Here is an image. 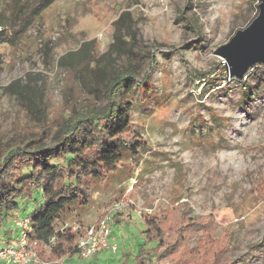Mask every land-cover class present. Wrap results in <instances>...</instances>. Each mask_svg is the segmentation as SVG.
<instances>
[{"label": "rangeland", "instance_id": "374dc122", "mask_svg": "<svg viewBox=\"0 0 264 264\" xmlns=\"http://www.w3.org/2000/svg\"><path fill=\"white\" fill-rule=\"evenodd\" d=\"M10 1L0 0V20L11 18L4 14ZM261 3L57 0L24 32L8 27L0 37V155L43 127L52 137L73 110L103 107L108 82L125 68L153 86L148 103L139 92L131 98L132 123L145 144L137 161L123 162L106 181H90V204L76 205L66 221L73 230L87 228L123 204L112 227L118 251L95 256L108 259L96 264H134L142 213L178 205L191 218L212 216L213 240L230 239L223 264H264V89H255L264 73L248 75L251 98L243 100L244 84L231 81L216 55L252 24ZM212 117L224 127L214 128ZM34 250L39 264H60L48 261V248Z\"/></svg>", "mask_w": 264, "mask_h": 264}, {"label": "trees", "instance_id": "16d2710c", "mask_svg": "<svg viewBox=\"0 0 264 264\" xmlns=\"http://www.w3.org/2000/svg\"><path fill=\"white\" fill-rule=\"evenodd\" d=\"M57 0H11V18L1 15L0 37L8 27L16 34L30 27L34 17ZM19 20V23H18ZM264 73V64L252 66L242 80L243 100L251 98L249 74ZM198 79L205 74L195 71ZM147 79V78H146ZM144 79L137 81L133 68L114 75L105 90L103 107L88 106L71 111L58 124L52 137L45 127L36 137L6 147L0 155V247L13 241L15 215L30 219L28 242L39 254L49 249L48 261L65 264L78 257V244L83 225L76 230L66 227L74 207L90 204V181H106L125 161L134 164L145 146L137 137L132 123L134 109L131 98L139 92L142 103L153 97V86ZM257 93L264 89V79L255 85ZM214 128L224 127L222 119L212 117ZM206 126L207 123H206ZM209 131L213 127L208 126ZM49 140V142H48ZM114 219L116 216L114 215ZM142 243L133 258L134 264H223L229 250L228 237L212 239L216 222L212 216L191 218L182 205L163 207L158 212L142 213ZM201 234L196 250L192 238ZM0 264H4L0 262Z\"/></svg>", "mask_w": 264, "mask_h": 264}, {"label": "built area", "instance_id": "2783aa9c", "mask_svg": "<svg viewBox=\"0 0 264 264\" xmlns=\"http://www.w3.org/2000/svg\"><path fill=\"white\" fill-rule=\"evenodd\" d=\"M122 208L123 204L117 203L111 212L106 213L94 225L85 228L78 244L81 259L87 261L99 254L106 252L114 254L118 251V247L112 239V227L114 213L121 211ZM14 226L18 231V237L15 241L0 247V262L4 264H39L34 246L28 242V234L31 229L30 219H22L16 214Z\"/></svg>", "mask_w": 264, "mask_h": 264}, {"label": "water", "instance_id": "95a60500", "mask_svg": "<svg viewBox=\"0 0 264 264\" xmlns=\"http://www.w3.org/2000/svg\"><path fill=\"white\" fill-rule=\"evenodd\" d=\"M216 55L225 60L230 76L238 80H242L252 66L264 64V0L252 24L219 48Z\"/></svg>", "mask_w": 264, "mask_h": 264}, {"label": "crops", "instance_id": "0c3cea01", "mask_svg": "<svg viewBox=\"0 0 264 264\" xmlns=\"http://www.w3.org/2000/svg\"><path fill=\"white\" fill-rule=\"evenodd\" d=\"M68 260V259H67ZM66 260V261H67ZM108 259L104 256H99V257H93L92 259L90 260H87V261H84L83 263L86 262V264H96L97 262H104V261H107Z\"/></svg>", "mask_w": 264, "mask_h": 264}]
</instances>
